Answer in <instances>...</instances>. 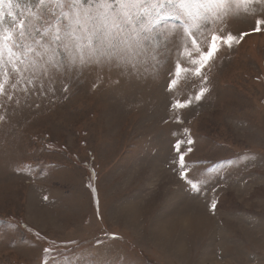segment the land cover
Wrapping results in <instances>:
<instances>
[{
  "label": "rangeland",
  "instance_id": "1",
  "mask_svg": "<svg viewBox=\"0 0 264 264\" xmlns=\"http://www.w3.org/2000/svg\"><path fill=\"white\" fill-rule=\"evenodd\" d=\"M175 24L162 20L157 31L170 35ZM252 27L230 25L249 34L220 50L204 72L208 93L186 109L170 104L202 84L190 74L168 91L174 44L159 69L139 76L92 66L0 92V264H258L249 254L264 256V32ZM189 137L191 175L210 178L173 209L182 182L166 162ZM114 207L133 211H107ZM45 247L58 249L54 260Z\"/></svg>",
  "mask_w": 264,
  "mask_h": 264
},
{
  "label": "snow or ice",
  "instance_id": "2",
  "mask_svg": "<svg viewBox=\"0 0 264 264\" xmlns=\"http://www.w3.org/2000/svg\"><path fill=\"white\" fill-rule=\"evenodd\" d=\"M168 19L177 24L170 35H162L158 25ZM241 19L254 21L252 32H264V0H0V92H7L8 87L16 89L21 81L27 83L33 77L42 82L71 78L92 66L139 76L147 68L159 69L166 50L174 44L180 56L169 76L168 91H178L190 74L202 84L192 95L170 104L172 111L186 109L208 93L210 81L204 72L220 50L239 44L249 34L242 31L237 35L231 30L230 25ZM185 60L190 67L184 66ZM182 72L184 78L180 80ZM193 144L190 137L177 139L172 145L175 155L166 162L182 182L181 191L173 194V209L184 202L187 193L197 198L205 192L210 178L191 175L186 157L193 151ZM207 171L218 176L222 169ZM217 208L218 201L212 200L208 210L214 214ZM107 211L122 215L133 210L114 207ZM97 214L102 220L104 211L98 201ZM104 236L120 238L115 233ZM34 238L44 239L39 233ZM63 243L68 247L76 241ZM103 243V239L95 241L97 247ZM54 251L58 249L43 248L53 260ZM249 255L264 264V256ZM41 264L52 261L42 259ZM87 264L105 262L89 260Z\"/></svg>",
  "mask_w": 264,
  "mask_h": 264
}]
</instances>
